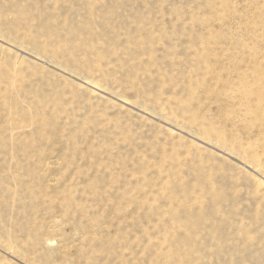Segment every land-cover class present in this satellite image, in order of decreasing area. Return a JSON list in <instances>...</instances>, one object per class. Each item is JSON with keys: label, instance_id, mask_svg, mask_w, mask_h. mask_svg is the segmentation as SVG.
Returning <instances> with one entry per match:
<instances>
[{"label": "rangeland", "instance_id": "rangeland-1", "mask_svg": "<svg viewBox=\"0 0 264 264\" xmlns=\"http://www.w3.org/2000/svg\"><path fill=\"white\" fill-rule=\"evenodd\" d=\"M263 176L264 0H0V264H264Z\"/></svg>", "mask_w": 264, "mask_h": 264}, {"label": "bare ground", "instance_id": "bare-ground-1", "mask_svg": "<svg viewBox=\"0 0 264 264\" xmlns=\"http://www.w3.org/2000/svg\"><path fill=\"white\" fill-rule=\"evenodd\" d=\"M86 83H88V82H86ZM93 87H95V88H97L95 85H92ZM264 177V176H263Z\"/></svg>", "mask_w": 264, "mask_h": 264}]
</instances>
